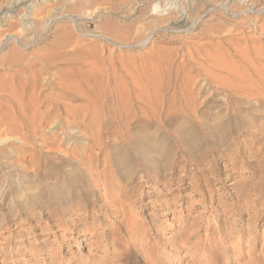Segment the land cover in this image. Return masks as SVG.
I'll list each match as a JSON object with an SVG mask.
<instances>
[{
    "label": "rangeland",
    "instance_id": "1",
    "mask_svg": "<svg viewBox=\"0 0 264 264\" xmlns=\"http://www.w3.org/2000/svg\"><path fill=\"white\" fill-rule=\"evenodd\" d=\"M169 1L0 0V264H264V0Z\"/></svg>",
    "mask_w": 264,
    "mask_h": 264
},
{
    "label": "bare ground",
    "instance_id": "2",
    "mask_svg": "<svg viewBox=\"0 0 264 264\" xmlns=\"http://www.w3.org/2000/svg\"><path fill=\"white\" fill-rule=\"evenodd\" d=\"M168 1H169V0H168ZM169 2H170V1H169ZM169 2H168V3H169ZM256 18H257V17H256ZM246 24H247V22H246ZM263 28H264V27H263ZM255 32H256V31H255ZM263 34H264V33H263ZM237 89H238V88H237ZM24 148H25V147H24ZM27 148H28V147H27ZM33 157H34V156H33ZM87 157H89V156H87ZM35 158H36V157H35ZM90 158H91V156H90ZM93 158H94V157H93ZM91 159H92V158H91ZM87 160H89V159H87ZM92 160H93V162H94V159H92ZM79 161H80V160H79ZM95 161H96V160H95ZM82 163H83V162H82ZM85 163H86V162H85ZM87 163H89V162H87ZM29 164H30L32 167H35V166H36L35 162H34L32 159L30 160ZM72 164H73V163H72ZM80 164H81V162H80ZM80 164H79V167H80ZM96 164H97V163H96ZM76 165H77V164H76ZM81 165H82V164H81ZM88 165H89V164H88ZM92 165H93V164L91 163V166H92ZM89 166H90V165H89ZM89 166H88V167H89ZM81 167H82V166H81ZM88 167H87V168H88ZM94 168H95V167H94ZM22 169H23V168H22ZM24 169H25V171L30 170L29 167H27V168L24 167ZM24 169H23V170H24ZM83 169H84V167H83ZM88 169H89V168H88ZM75 171H76V170H75ZM91 171H92V169H91ZM85 172H86V171H85ZM68 173H69V172H68ZM88 173H89V172H88ZM88 173H86V174H88ZM95 173H96V172H95ZM103 173H104V172H103ZM66 174H67V173H66ZM86 174H85V176H86ZM92 174H93V173H92ZM101 174H102V173H101ZM63 175H64V173H63ZM70 175H71V174H70ZM98 175H99V174H98ZM102 175H103V174H102ZM102 175H101V176H102ZM65 176H66V175H65ZM74 176H75V175H74ZM87 176H88V175H87ZM101 176H100V177H101ZM108 176H109V175H108ZM66 177H67V176H66ZM89 177H90V176H89ZM96 177H97V176H96ZM102 177H103V176H102ZM68 178H69V177H68ZM74 178H75V177H74ZM90 178H91V177H90ZM92 178H93V177H92ZM92 178H91V179H92ZM112 179H113V178H112ZM70 180H71V179H70ZM98 180H99V179H98ZM101 180H102V179H101ZM103 180H106V179H103ZM91 181H92V180H91ZM91 181H90V183H91ZM93 181H94V180H93ZM106 181H107V180H106ZM65 182H66V181H65ZM95 182H96V179H95ZM98 182H99V181H98ZM101 182H102V181H101ZM103 182H105V181H103ZM96 183H97V182H96ZM105 184H106V182L104 183V185H105ZM107 184H108V183H107ZM94 185H98V184H94ZM100 185H101V184H100ZM112 185H114V184H112ZM77 186H78V184H77ZM91 186H92V185H91ZM102 186H103V184H102ZM107 186H108V185H107ZM93 187H94V186H93ZM95 187H96V186H95ZM108 187H109V186H108ZM108 187H107V188H108ZM116 187H117V186H116ZM77 188H78V187H77ZM103 188H104V187H103ZM103 188H102V189H103ZM108 189H109V188H108ZM108 189H107V190H108ZM79 190H81V189H79ZM109 190H111V189H109ZM105 191H106V189H105ZM81 192H82V191H81ZM72 193H73V192H72ZM83 193H84V191H83ZM83 193H82V194H83ZM105 193H106V192H105ZM108 193H109V192H107V194H106L107 196L109 195ZM110 193H111V192H110ZM114 193H115V192H114ZM114 193H112V195H113ZM116 193H117V192H116ZM34 194H35V193H34ZM34 194H33V195H34ZM54 195H55V194H54ZM56 195H59V194H56ZM110 195H111V194H110ZM118 195H119V194H118ZM35 196H36V195H35ZM115 196L118 197L117 195H115ZM123 196H124V195H123ZM72 197H73V196H72ZM103 197H105V196H103ZM113 197H114V196H113ZM113 197H112V199H113ZM54 198H55V197H54ZM58 198H59V197H58ZM60 198H61V197H60ZM62 198H64L63 195H62ZM106 198H107V197H106ZM114 198H115V197H114ZM107 199H109V198H107ZM110 199H111V198H110ZM49 200H50V199H49ZM56 200H57V199H56ZM62 200H63V199H62ZM64 200H65V199H64ZM114 200H116V198H115ZM114 200H112V201H114ZM117 200H119V199H117ZM117 200H116V203L118 202ZM57 201H58V200H57ZM59 201H60V200H59ZM59 201H58V202H59ZM47 202H48V201H47ZM79 202H80V201H79ZM86 202H88V201H86ZM106 202H107V200H106ZM59 203H61V201H60ZM62 203H63V202H62ZM64 203H65V201H64ZM108 203H109V200H108ZM114 203H115V202H114ZM46 204H47V203H46ZM48 204H49V203H48ZM48 204H47V205H48ZM57 204H58V203H57ZM84 204H85V203H84ZM60 205H61V204H60ZM60 205H58V206H60ZM88 205H89V204H88ZM106 205H107V204H106ZM115 205H116V204H115ZM56 206H57V205H56ZM52 207H53V206H52ZM62 207H63V206H62ZM64 207H65V206H64ZM68 207H69V206H68ZM68 207H67V208H68ZM47 208H48V206H47ZM60 208H61V207H60ZM65 209H66V208H65ZM60 210H61V212H64V211H62L63 209H60ZM70 210H71V209H69V211H70ZM49 211H51V210H49ZM65 211H66V210H65ZM84 211H85V210H84ZM70 212H71V211H70ZM64 213H65V212H64ZM73 213H74V212H73ZM73 213H72V214H73ZM52 214H53V213H52ZM66 214H67V213H66ZM68 214H69V213H68ZM72 214H71V215H72ZM56 215H57V214H56ZM62 215H63V214L61 213V216H62ZM75 215H76V214H75ZM49 216H50V215H49ZM66 216H67V215H66ZM51 217H52V216H51ZM58 217H59V216H58ZM71 217H72V216H71ZM53 218H54V217H53ZM81 218H82V217H81ZM87 218H88V217H87ZM60 220H61V219H60ZM61 221H62V220H61ZM85 221H86V220H85ZM77 223H78V222H77ZM62 224H63V223H62ZM75 224H76V223H75ZM47 225H48V224H47ZM57 226H58V225H57ZM54 228H55V227H54ZM66 239H67V238H66Z\"/></svg>",
    "mask_w": 264,
    "mask_h": 264
}]
</instances>
